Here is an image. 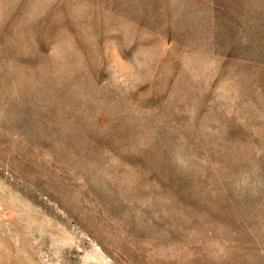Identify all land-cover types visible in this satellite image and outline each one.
<instances>
[{
  "label": "rangeland",
  "instance_id": "374dc122",
  "mask_svg": "<svg viewBox=\"0 0 264 264\" xmlns=\"http://www.w3.org/2000/svg\"><path fill=\"white\" fill-rule=\"evenodd\" d=\"M0 264H264V0H0Z\"/></svg>",
  "mask_w": 264,
  "mask_h": 264
}]
</instances>
